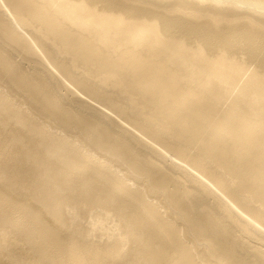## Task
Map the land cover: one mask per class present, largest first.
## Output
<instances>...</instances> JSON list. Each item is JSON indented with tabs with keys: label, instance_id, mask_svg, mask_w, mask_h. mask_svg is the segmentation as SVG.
<instances>
[{
	"label": "bare ground",
	"instance_id": "1",
	"mask_svg": "<svg viewBox=\"0 0 264 264\" xmlns=\"http://www.w3.org/2000/svg\"><path fill=\"white\" fill-rule=\"evenodd\" d=\"M0 264H264V0H0Z\"/></svg>",
	"mask_w": 264,
	"mask_h": 264
},
{
	"label": "rangeland",
	"instance_id": "2",
	"mask_svg": "<svg viewBox=\"0 0 264 264\" xmlns=\"http://www.w3.org/2000/svg\"><path fill=\"white\" fill-rule=\"evenodd\" d=\"M115 116V115H114ZM143 149H141L142 150V152L144 153V154H146V152H147V149L145 148V147H142ZM160 168H161V170L162 171H164V172H167V169H169V166H164V165H161L160 164Z\"/></svg>",
	"mask_w": 264,
	"mask_h": 264
}]
</instances>
